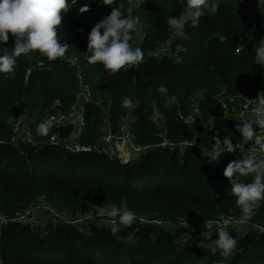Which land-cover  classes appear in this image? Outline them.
Here are the masks:
<instances>
[{
  "label": "trees",
  "instance_id": "obj_1",
  "mask_svg": "<svg viewBox=\"0 0 264 264\" xmlns=\"http://www.w3.org/2000/svg\"><path fill=\"white\" fill-rule=\"evenodd\" d=\"M137 1L138 6L131 9L130 0L108 5L69 0V11L58 30L60 42L69 46L67 59L49 61L30 53L17 58L14 75L0 73V215L15 218L44 198L52 208L70 214L119 205L123 200L139 218L162 220V224L180 219H241L231 181L223 175L240 153H224L217 166L211 167L194 148L157 146L165 140L180 144L241 138L233 121L218 120L213 129L194 130L184 118L196 101L208 122L218 117L223 102L232 113L233 107L239 110L243 97L264 96V67L254 59L255 47L264 39V0H209L218 6L217 12L206 13L196 25H186L187 39L176 38L166 24L169 16L180 14L186 2ZM84 5L89 11L82 13ZM118 5L124 16L140 18L134 33L140 32L142 39L133 35L129 43L144 55L139 63L110 74L100 63L88 62V35ZM220 36L225 37L223 42ZM14 39L9 34L7 44H0V54L14 46ZM168 41L171 52L157 58L155 53ZM72 58L78 69L70 64ZM161 85L167 87L166 94L157 92ZM82 87L92 98L85 105L81 144H99L105 126L118 132L129 117L136 144L150 149L135 162L123 163L107 154H75L52 145L55 125L47 136L39 135L36 127L41 120L71 113ZM172 96L175 103H168ZM124 97L132 98L131 107H122ZM156 112L164 121L165 135L153 120ZM17 116L36 119L35 146L24 145L26 155L9 142L10 120ZM240 179L250 182L251 176ZM246 222L264 225V202ZM144 225L137 234L140 242L133 244L121 240L135 227L116 234L94 230L95 225L85 234L59 227L44 236L27 225L10 223L0 230V264H264V234L254 227L247 229L231 256L223 257L219 251H210L216 237L193 239L177 247L175 239L189 229L174 225L161 234L155 225Z\"/></svg>",
  "mask_w": 264,
  "mask_h": 264
},
{
  "label": "clouds",
  "instance_id": "obj_2",
  "mask_svg": "<svg viewBox=\"0 0 264 264\" xmlns=\"http://www.w3.org/2000/svg\"><path fill=\"white\" fill-rule=\"evenodd\" d=\"M113 2L114 0H101L104 5ZM181 2H186V7L179 15L169 16L166 24L176 38L187 39L186 25L198 24L206 13L215 14L218 6L209 0ZM68 3L69 0H0V44H7L9 34L15 38L14 46L0 54V73L14 75L17 58L30 53H39L49 61L67 59L69 46L60 42L58 30L64 15L69 11ZM87 11L88 5L80 8L82 13ZM139 24L138 16H124L119 5L113 7L110 14L97 22L88 35V62L100 63L110 74L139 63L143 59V51L139 47L133 48L129 43ZM224 40L225 37L220 36V41ZM254 59L256 65L264 67V39L257 43ZM74 60L72 58V62ZM157 92L166 94L168 89L161 85ZM175 101V96L167 100L168 103ZM132 104V98H123L122 107L129 108ZM53 127V118H45L37 125L36 132L47 136ZM257 128L264 129V106L261 105L251 107L249 118L236 126V131L241 136L239 140L234 143L230 137L225 136L222 141L216 140L211 151L203 149V154L207 155L210 163L219 161L225 152L239 151L241 154L226 166L223 175L231 181V195L240 208L242 220L253 216L261 202H264V155H260L254 145L245 149V145L256 137ZM248 176H251L250 182L241 181V177ZM96 208L99 216L110 218L113 234L119 232L121 226H131L136 220V213L123 200L107 210L103 206ZM215 223L216 239L210 251L213 254L219 251L223 257L231 256L238 241L225 227L220 226L219 221ZM212 227L213 222L206 221V229L211 230Z\"/></svg>",
  "mask_w": 264,
  "mask_h": 264
},
{
  "label": "built area",
  "instance_id": "obj_3",
  "mask_svg": "<svg viewBox=\"0 0 264 264\" xmlns=\"http://www.w3.org/2000/svg\"><path fill=\"white\" fill-rule=\"evenodd\" d=\"M80 32H83V30H80ZM171 44L172 43L169 42L166 45H163L155 53V56L157 58H162V57L164 58L168 53L171 52ZM240 50L241 49H239L238 52H240ZM69 62L74 68L78 69V63H77L76 59L74 60V62H72V60H70ZM91 98H92V96H91L90 92L88 91V89L86 87H82V91L78 95V103L75 106V108L71 111V113L69 114L70 117L74 118L77 116V113H81L80 127L78 129V134H77L78 138H76V141L74 142V144L71 147L65 146L66 144H64L63 141L55 134L51 140L52 145L63 146L66 150H68L71 153H75V154H90V153L107 154L108 156H110V158H117V157L120 158L117 155L116 149L115 150L113 149V146H114V144H122L123 146H126L127 150H131V155L128 156V159H126V161H124L122 158H120L123 163L135 162L140 156H142L144 153H146V151L148 149H150V148H145V147H142V146H139L136 144L135 134L131 128L132 127V119H130L129 117H127L123 121L118 132H114L112 130V128L110 127V125L105 126V128H104L105 134L102 137V139L100 140L99 144H94V145L81 144L79 142V139L82 136V131H83V128L85 126V118H84L85 105L91 101ZM256 105L264 106V96L263 95H261L257 99L251 98V99L246 100L243 104H241L239 110H236L233 107L231 109V110H233L232 113L229 110L228 104L226 102H223L220 110L218 111V117L212 119L211 121L205 122L204 118H203L202 111L199 107V101H196V104H195L193 110L188 114L187 117L184 118V120H185V123L188 124L194 130L197 127H206V128L210 127L211 129H213V123L215 121H218V120L219 121L220 120L221 121H223V120L233 121L234 123L239 124L240 121H243V120L249 118L251 107H254ZM69 115L51 117L54 120V125H55L56 131H58V128L61 127L65 123V121ZM35 120L36 119H34L33 117L32 118H30V117H18L17 119H15V123L17 122V125H20L19 127L21 128L24 122L29 121V124H34ZM153 120H154V122H156L157 124L160 125V128L162 129V135H165L166 134V128L164 127V121L162 120L159 112H156L153 115ZM30 136H31L30 132H28V137H30ZM14 141H16V139H13L12 141H10V143L13 144ZM29 145L35 146L34 141L29 142ZM252 145H254L256 147V149L258 150L260 155H264V147H262V146H264V129L257 128L256 137L254 138V140L252 142L250 141L248 144L245 145V149L251 147ZM211 146L212 145L209 144L208 142L207 143H201L197 139H194L191 141H184L180 144L171 143V142L165 140L164 142L159 144L157 147L170 148V149H175L178 147L181 150L185 149V148H194L201 154V156L208 159L207 155L203 154V149L206 148L208 151H211ZM134 153L138 157H136ZM225 153H227V152H225ZM233 153H239V151H234ZM125 158H127V157H125ZM220 159L217 162H211L210 163L208 161V165L211 167H216L217 164L220 162ZM35 208H31L28 211H26L24 215L21 214L22 216L19 215L15 218H9L7 216L0 215V230L10 223L21 224L22 222H26V224H28V226L30 227L31 231H38V232L42 233L44 236H47L50 233V229L56 230L59 227H65V226H77L78 227V226H81L83 224H86V222L90 219V216H88V215L76 217V218H71L70 216H68L66 214H61L57 210H55L49 206H46L45 210L47 211L48 215L46 217V222L42 224V223H38L35 221V218H34L35 215L33 214V209H35ZM141 221H142L141 223H144V224H153L152 222L150 223L149 221H145V220H141ZM230 221L231 220L223 219V220L219 221L220 226H223L226 228V230H228L227 227L231 224ZM233 223H236V222H233ZM156 224H158V223H156ZM213 224H215V223H213ZM184 228H187L190 230L189 232H187L184 235L188 239H190L191 235H198L197 234L198 231H202L201 235H212L214 232L213 227L211 230H207L206 227H202V228H200V227H184ZM256 229L260 234H262V235L264 234V227L258 226V227H256Z\"/></svg>",
  "mask_w": 264,
  "mask_h": 264
},
{
  "label": "rangeland",
  "instance_id": "obj_4",
  "mask_svg": "<svg viewBox=\"0 0 264 264\" xmlns=\"http://www.w3.org/2000/svg\"><path fill=\"white\" fill-rule=\"evenodd\" d=\"M90 1L92 3L93 2L95 3V2H100L101 0H90ZM129 4L131 5V9H132V8L138 6L139 2L137 0H130ZM133 35L135 36V38L137 36L138 37L137 40H139V41L142 39V34L140 32L137 33V34L134 33ZM169 42L170 41H168L167 43H169ZM167 43H165L164 45H166ZM248 99H251V98H249L247 96L243 97L244 102L246 100H248ZM77 103H78V98H77V102L75 104L77 105ZM80 116H81V113H77V116H76L77 117L76 126L78 128L80 127ZM18 117L19 116L15 117V118L17 119ZM30 118H32V117H30ZM71 118L72 117H70V115H69L67 117V119H66V122L68 120H70ZM84 118H85V113H84ZM66 122H65V124L63 126H61L60 128H58V130H59L58 132L56 131L57 132L56 135L58 137L60 136L59 137L60 139L61 138H64L66 136V130L64 128V127H66L65 126L66 125ZM10 123H12V128H13L12 136L10 138V141H12L13 139H16V141H14L13 144H12V145H15L16 146V149L14 148V146H13V148H14V150L20 152L21 154L26 155L25 154L26 153L25 152V149H22V147H26L24 145H29V142L34 141V136H33V133H32V131L35 129L34 124H29V121L28 122H24L23 125H22V127L20 128L19 127L20 125H17V122L15 123V120L14 121L13 120H10ZM61 129L63 131V134H61ZM28 132H30V135H31L30 137H28ZM207 142L209 144H211V145H214L215 142H216V139L215 138H211ZM207 142H204V143H207ZM117 155L120 158H122L124 161H126V159H128V156L131 155V150H127L126 146L121 145V148H120V150H119V152H118ZM135 156L138 157L136 154H135ZM125 157H127V158H125ZM39 200H40V202H39ZM47 202H48L47 200H45L44 198H41V199L35 200L32 203L33 206L31 208H35L36 207L35 209H33V214L35 215L34 216L35 221L38 222V223H42L43 224V223L46 222V217H47L48 214H47V211L45 210V207L46 206L51 207ZM104 208L107 210V209H110L111 206H104ZM53 209L57 210L61 214H66V215L70 216L71 218L81 217V216H85V215L90 216V219L86 222V224H83V225L78 226V227L77 226H65L66 228L76 229L81 234H83V233L85 234L87 232L86 230L90 231V229H92V227H94V225L95 226H98V227H94L93 228L94 230L107 229V230H110L111 231L110 218H108L107 216H104V217L99 216L97 209H94L92 211L80 210V211L76 212L75 214H70L67 211L66 212L65 211H61V210H58L56 208H53ZM17 214H20V213H17ZM24 214L25 213H22V215H24ZM177 219H180V218H177ZM223 219H225V220H231L230 221L231 224L227 228H228V231L230 232V234L233 235L237 239L238 243H239L240 239L242 237H245L246 234L248 233V230L247 229H249L251 227L256 228L258 226L264 227V225H253L251 223L246 222V220H241V219H239L237 217H227V218H221V219H216V220H207V221H211V222L215 223V222L221 221ZM141 220L149 221L150 223L152 222L153 225H155L157 227L159 233H161V234H163V233H165L167 231L166 230V227H175L174 225H176V226L179 225L180 227H200V228L206 227V221L196 222V221H193V220L184 221V220H181L180 219L177 222H170L169 224H162V220H150V219H147V218H139L138 216H136V220H135V222L131 226H121L120 231H123L127 227L133 228V229L135 227L134 232L132 234H130V236H127L126 238H123L121 240V242L133 243V244L140 242V239L138 238L137 234L139 233L140 228L142 226H145L144 223H141L142 222ZM233 222H236V223H233ZM156 223H158V224H156ZM21 224H24V225H27L28 226V224H26V222H22ZM104 225L105 226H108L109 228L103 227ZM146 226H151V225L150 224H146ZM216 227H217L216 223L213 224V230H214V232H213L212 235H201L202 234V231H198V233H197L198 235H191L190 239H188L186 236H184L187 232L184 233L182 236H181V233H180L179 237L180 236L181 237L175 239V245L177 247L178 246L185 247V246L189 245L190 241H192L193 239H196V240H200V239L207 240V239H211L213 237H216V235H215ZM213 243L210 244V247L213 246Z\"/></svg>",
  "mask_w": 264,
  "mask_h": 264
},
{
  "label": "crops",
  "instance_id": "obj_5",
  "mask_svg": "<svg viewBox=\"0 0 264 264\" xmlns=\"http://www.w3.org/2000/svg\"><path fill=\"white\" fill-rule=\"evenodd\" d=\"M76 105V104H75ZM75 105L73 107V109L75 108ZM66 122V121H65ZM76 122H77V117L75 118H71L70 120H68L66 122V127L65 130H66V136L64 138H61L63 143L66 144L65 146L67 147H71L74 142L76 141V138H77V134H78V127L76 126ZM65 124V123H64ZM63 124V125H64ZM62 125V126H63ZM60 128V127H59ZM58 132V131H57ZM57 134V133H56ZM60 137V136H59ZM64 139V140H63ZM212 141V140H211ZM263 143V142H262ZM121 145L122 144H114L113 146V149L117 151V154L121 148Z\"/></svg>",
  "mask_w": 264,
  "mask_h": 264
},
{
  "label": "water",
  "instance_id": "obj_6",
  "mask_svg": "<svg viewBox=\"0 0 264 264\" xmlns=\"http://www.w3.org/2000/svg\"><path fill=\"white\" fill-rule=\"evenodd\" d=\"M59 131V130H58ZM61 134H63V131H62V129H61Z\"/></svg>",
  "mask_w": 264,
  "mask_h": 264
}]
</instances>
